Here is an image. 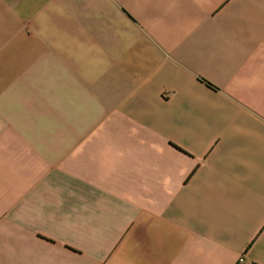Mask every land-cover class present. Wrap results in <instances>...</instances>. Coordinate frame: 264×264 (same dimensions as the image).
Instances as JSON below:
<instances>
[{
    "label": "crops",
    "instance_id": "1",
    "mask_svg": "<svg viewBox=\"0 0 264 264\" xmlns=\"http://www.w3.org/2000/svg\"><path fill=\"white\" fill-rule=\"evenodd\" d=\"M0 264H264V0H0Z\"/></svg>",
    "mask_w": 264,
    "mask_h": 264
}]
</instances>
